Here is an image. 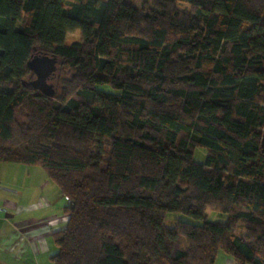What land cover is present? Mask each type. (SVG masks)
Masks as SVG:
<instances>
[{
  "label": "trees",
  "instance_id": "trees-1",
  "mask_svg": "<svg viewBox=\"0 0 264 264\" xmlns=\"http://www.w3.org/2000/svg\"><path fill=\"white\" fill-rule=\"evenodd\" d=\"M263 136L264 0H0V161L67 198L52 264H264Z\"/></svg>",
  "mask_w": 264,
  "mask_h": 264
},
{
  "label": "crops",
  "instance_id": "crops-1",
  "mask_svg": "<svg viewBox=\"0 0 264 264\" xmlns=\"http://www.w3.org/2000/svg\"><path fill=\"white\" fill-rule=\"evenodd\" d=\"M67 198L37 165L0 161V264H52ZM214 264H239L219 252Z\"/></svg>",
  "mask_w": 264,
  "mask_h": 264
},
{
  "label": "rangeland",
  "instance_id": "rangeland-1",
  "mask_svg": "<svg viewBox=\"0 0 264 264\" xmlns=\"http://www.w3.org/2000/svg\"><path fill=\"white\" fill-rule=\"evenodd\" d=\"M125 1L128 3L135 2L137 4H139V2H140V0H125ZM176 6L185 12H189L191 10V7L188 4L183 3V2H177ZM79 41H81V33L79 30L67 32L65 35V38H64L65 44H72L73 42H79ZM57 69H58V66H56L55 69L52 70L50 75L45 79L46 83H51L53 81V77H55L59 72V69L58 70ZM34 72H37V71H34ZM42 75H47V73L42 72V74L40 76H42ZM35 78H36V76L34 74L32 76V79L34 80ZM97 87L101 88L103 90H112L111 87L108 85H98ZM262 143L264 145V136L262 138ZM193 153H194L193 158L196 162H203L204 161L205 154H206V150L204 148L197 147L194 149ZM225 216L226 215L223 212L216 210L215 208H212V207L207 208L206 218L208 220H224ZM177 220H185V221H189V222H193V223H200V221H196V220H194V219H192V218H190V217H188L182 213L169 212L165 216L164 224L167 227H170V226L174 225V223ZM234 230H235V233H237V234L244 233L245 232V224L242 221H238Z\"/></svg>",
  "mask_w": 264,
  "mask_h": 264
},
{
  "label": "water",
  "instance_id": "water-1",
  "mask_svg": "<svg viewBox=\"0 0 264 264\" xmlns=\"http://www.w3.org/2000/svg\"><path fill=\"white\" fill-rule=\"evenodd\" d=\"M56 63L57 62L54 58H48L46 56H35L28 62L33 75L35 74L36 76V78L32 81L33 84L45 93H52L53 91L52 84L46 83L45 79L50 75L52 70L55 69ZM42 72H46L47 75L40 76Z\"/></svg>",
  "mask_w": 264,
  "mask_h": 264
}]
</instances>
